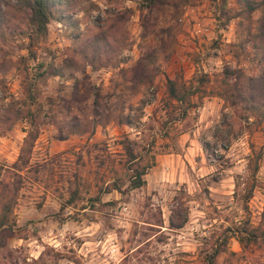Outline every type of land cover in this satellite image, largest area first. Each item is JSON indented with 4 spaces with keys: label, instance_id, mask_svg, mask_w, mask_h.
<instances>
[{
    "label": "rangeland",
    "instance_id": "rangeland-1",
    "mask_svg": "<svg viewBox=\"0 0 264 264\" xmlns=\"http://www.w3.org/2000/svg\"><path fill=\"white\" fill-rule=\"evenodd\" d=\"M8 3L0 180L16 193L0 264H195L230 219L258 221L263 124L213 95L190 96L181 119L166 80H213L224 65L264 73V0H54L41 31ZM231 114L227 133L218 124ZM257 152L245 212L233 191Z\"/></svg>",
    "mask_w": 264,
    "mask_h": 264
},
{
    "label": "trees",
    "instance_id": "trees-1",
    "mask_svg": "<svg viewBox=\"0 0 264 264\" xmlns=\"http://www.w3.org/2000/svg\"><path fill=\"white\" fill-rule=\"evenodd\" d=\"M12 1L16 2L19 8L22 7L29 12L30 23L35 26L36 31L45 28L47 19L52 14L54 0ZM1 2L5 5L9 4L8 0H0ZM195 76V80L189 85L176 79L166 80L167 98L169 101L176 102V109L180 112L181 119L186 116L187 109L191 107L190 96L196 95L199 98L213 95L222 99L223 108L239 105L242 114L236 116L237 119L244 120L246 123L263 124L264 127V73L257 76H246L239 70L224 65L221 71L215 74L213 80L204 73ZM207 83H213L215 89L208 87V91H205L204 85ZM164 103L169 104L168 101ZM235 120L232 114L227 118L225 115L218 126L229 128L228 133ZM260 156L261 153L257 152L247 159L250 180L245 183L240 195L237 194L236 188L233 191L234 201L239 202L241 210L245 212L246 202L255 186L254 175ZM142 173V168L135 171L129 188L139 187L144 183V180L140 178ZM12 184L16 185V183ZM13 185L10 187L5 181L0 180V232L10 229L12 225L10 214L15 200L13 194L16 193V187ZM184 222V217L177 223H174L170 217L168 220L171 228H179ZM231 238L238 244L239 250L229 249L227 243ZM195 264H264V207L256 223H251L247 214L242 215L237 221L230 219L229 223L227 222V225L220 230L219 237L217 236L216 240L209 244L208 250L201 252Z\"/></svg>",
    "mask_w": 264,
    "mask_h": 264
},
{
    "label": "crops",
    "instance_id": "crops-1",
    "mask_svg": "<svg viewBox=\"0 0 264 264\" xmlns=\"http://www.w3.org/2000/svg\"><path fill=\"white\" fill-rule=\"evenodd\" d=\"M170 156V154H168ZM158 167V166H157Z\"/></svg>",
    "mask_w": 264,
    "mask_h": 264
}]
</instances>
